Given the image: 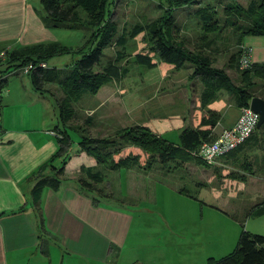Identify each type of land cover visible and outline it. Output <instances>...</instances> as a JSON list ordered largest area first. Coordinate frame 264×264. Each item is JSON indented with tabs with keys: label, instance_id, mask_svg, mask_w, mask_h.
I'll use <instances>...</instances> for the list:
<instances>
[{
	"label": "rangeland",
	"instance_id": "374dc122",
	"mask_svg": "<svg viewBox=\"0 0 264 264\" xmlns=\"http://www.w3.org/2000/svg\"><path fill=\"white\" fill-rule=\"evenodd\" d=\"M249 1L196 0L194 5L171 10L176 25L173 31L175 41L191 52L200 49L209 58L211 68L223 71L234 84L239 82V73L229 60L238 51L236 37L231 28L225 27L215 44L207 47L204 42L211 40L213 34L209 33L206 39L200 40L202 19L196 17V11L204 7L216 11L221 26L225 21V7L235 2L246 6ZM29 3L41 12L39 0ZM164 6L162 0L112 1L109 6L110 23L115 27L116 37L124 33L128 41L124 50L113 45L104 51L101 67L95 69L98 72L108 67L109 60L121 58L114 69L107 72V81L95 94L84 92L71 103L76 113L73 127L82 126L91 137L100 138L142 125L177 145L182 128L209 129L201 127V121L213 112L218 115L213 135L218 136L229 129L219 132L218 128L226 118L240 112L241 108L236 106L231 94L219 91L210 103L205 104L201 100L205 86L194 78V64L174 66L149 54L150 43L145 29L163 16ZM53 31L58 42L74 50L83 45L87 36L83 29L54 28ZM242 43L244 47L251 48L254 57H264V37H244ZM117 51L121 52L116 55ZM143 57H148L150 64L142 63ZM73 61L68 55L52 58L48 67L64 68ZM11 73L20 74L9 78V90L13 93L28 91L34 95L25 74L21 71ZM44 87L57 102L68 97L57 84H45ZM253 94L264 96V88L258 87ZM53 110L54 128L56 124L61 127L56 105ZM50 123L41 124L42 129L51 126ZM68 133L73 141L72 154L78 147V136L72 130ZM255 137L261 138L262 144L255 153L246 156L254 175L245 174L244 180L241 179L244 159L235 154L217 159L211 167L199 165L189 157L177 156L174 162L165 165L154 163L144 171L104 170V180L98 186L102 192L92 190L87 193L104 205L129 211L132 216L129 235L114 264H207L232 252L241 232L264 235V214L254 216L249 213L264 200V166L261 165L264 162V126ZM54 142L57 143L56 140ZM137 149L124 146L115 159L135 155L132 150ZM144 155L145 163L148 155ZM76 160L74 158L70 162V170L64 178L79 175L71 169ZM144 163L139 167L145 168ZM69 263L97 264L86 260H70Z\"/></svg>",
	"mask_w": 264,
	"mask_h": 264
},
{
	"label": "trees",
	"instance_id": "16d2710c",
	"mask_svg": "<svg viewBox=\"0 0 264 264\" xmlns=\"http://www.w3.org/2000/svg\"><path fill=\"white\" fill-rule=\"evenodd\" d=\"M112 1L39 0L41 12L38 11V13L44 25L50 29H83L87 32L83 45L74 50L54 42L11 49L10 51L5 50L6 58L3 63H0V73L4 74L9 70L18 71L28 64H46L55 57L68 55L72 56L74 60L64 68H36L28 73L35 91L42 93L43 86L52 83L59 85L68 96L61 102L55 101L61 125V127L56 126L53 130L57 149L36 171L37 181L31 189V197L35 205L39 203L43 189L58 191L61 186L62 177L66 173L65 166L71 156L70 147L73 141L68 133L70 130L76 132L78 136L77 153H84L88 160L86 166L82 165L79 168V175L76 177L80 191L87 195H89L87 192L92 190L102 192L98 186L104 180V170L118 171L139 165L138 155H128L124 158L115 159L117 154L127 145L138 148L148 155L144 163L146 169L154 163L165 165L174 162L177 156L189 157L202 166H212L203 160V156L199 152L203 143L214 142L217 138L212 131L216 126L218 115H214L213 112L209 113L208 118H203L201 121V127H209V129L182 128L179 132V144L177 145L163 139L160 135L154 134L142 125L121 129L110 136L100 138L91 137L82 126L73 127L72 122L76 113L71 108V103L84 92L95 94L107 81V72L114 69V65L121 58L114 57L109 60L107 62L108 67L104 71L98 72L95 69L101 67L104 51L113 45L124 50L128 41V36L124 33L116 37L115 27L110 23L109 6ZM162 2L165 4L163 16L156 23L150 25L148 29H145L150 43L149 54H154L161 62L174 66H181L184 63L194 64L193 76L205 86V92L201 97L205 104L210 103L219 91L231 94L238 108L248 106L253 97L264 99V96L253 94L258 87L264 88V63H252L245 70H240L238 67L244 52L243 48H245L242 39L248 36L264 37V0H250L246 6L237 2L232 6L228 5L223 9L225 21L221 26H219L216 11L210 10L209 7L199 8L196 11L197 15L195 14L196 17L202 19L201 28L203 32L200 40L206 39L209 33L213 34L211 40L204 42L207 47L212 43L215 44L217 36L225 27L231 28L236 37L238 51L229 61L234 63V67L239 73L238 84H234L232 79L227 77L223 71L211 68L209 58L204 56L200 49L191 52L181 43L175 41L173 31L176 29V25L171 17L173 14L171 10L194 5L196 0H162ZM82 13L84 17H82ZM120 52L117 51L116 55ZM141 61L150 64L148 57H143ZM258 81L260 84L257 83ZM4 83L5 80L0 85L1 92ZM263 126L264 123L260 128ZM260 128L256 129L242 145L225 155L235 154L237 157H243L242 180L246 178L243 176L245 174L254 175L252 174V164L246 156L250 155L248 151L258 150L261 147V138L255 137ZM261 163L264 166V162ZM89 196L91 197V195ZM91 200L98 203V200L93 197ZM249 213L254 216L263 215L264 200L256 204ZM207 264H264V235L241 232L232 252Z\"/></svg>",
	"mask_w": 264,
	"mask_h": 264
},
{
	"label": "crops",
	"instance_id": "0c3cea01",
	"mask_svg": "<svg viewBox=\"0 0 264 264\" xmlns=\"http://www.w3.org/2000/svg\"><path fill=\"white\" fill-rule=\"evenodd\" d=\"M29 1L0 0V52L61 43ZM251 62L262 64L264 57L251 53ZM11 71L6 73L0 100V264H70V260L114 264L131 228L129 211L100 201L94 203L80 191L75 176L63 177L58 191L43 189L39 203L33 204L31 189L37 181L36 171L57 149L52 128L53 107H58L55 97L44 86L42 93L31 86L34 95L9 90V78L20 74ZM25 75L30 81L29 75ZM238 115L237 111L226 118L219 132L232 127ZM49 121L52 125L42 129L41 124ZM77 151L78 148L71 154L66 172L74 158L77 160L73 171L87 165L86 155ZM132 152L143 166L144 153L139 149ZM139 165L127 169H146Z\"/></svg>",
	"mask_w": 264,
	"mask_h": 264
},
{
	"label": "built area",
	"instance_id": "2783aa9c",
	"mask_svg": "<svg viewBox=\"0 0 264 264\" xmlns=\"http://www.w3.org/2000/svg\"><path fill=\"white\" fill-rule=\"evenodd\" d=\"M244 52L241 55V58L238 63L240 70H245L250 67L251 62V49L248 47L243 48ZM6 58V51L0 52V63ZM47 65L45 63H39L37 65L28 64L25 67L18 70L23 74H28L30 71L36 68L45 69ZM16 72V71H11ZM9 74V73H7ZM7 74L0 73V85L6 79ZM0 100H1V91H0ZM259 121V116L254 113L250 106H245L240 109L239 116L235 124L224 131H222L216 138L214 142L203 143L200 146L199 154L203 156V160L209 164L214 165L217 162V159L229 154L240 145H242L250 136L256 131L257 124ZM54 134V133H52Z\"/></svg>",
	"mask_w": 264,
	"mask_h": 264
},
{
	"label": "water",
	"instance_id": "95a60500",
	"mask_svg": "<svg viewBox=\"0 0 264 264\" xmlns=\"http://www.w3.org/2000/svg\"><path fill=\"white\" fill-rule=\"evenodd\" d=\"M250 109L259 116L257 129L264 123V99L253 97L249 103Z\"/></svg>",
	"mask_w": 264,
	"mask_h": 264
}]
</instances>
